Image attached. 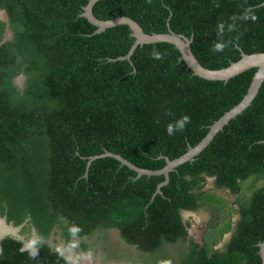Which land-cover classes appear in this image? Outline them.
Wrapping results in <instances>:
<instances>
[{
    "label": "trees",
    "instance_id": "1",
    "mask_svg": "<svg viewBox=\"0 0 264 264\" xmlns=\"http://www.w3.org/2000/svg\"><path fill=\"white\" fill-rule=\"evenodd\" d=\"M87 1L0 0L6 15L0 18V215L14 225L24 223L23 233L33 227L46 239L32 258L21 252L22 241L3 238L0 264H66L48 238L58 228L67 242L71 225L82 229L79 237L98 232V241L110 235L101 238L100 232L117 229L135 250L131 264H261L264 182L246 200L237 199L238 217L221 250L197 245L182 211L204 204L219 209L222 198L202 190L208 176L231 193L248 177L264 179V80L251 104L192 161L170 171L153 196L162 174L135 178L113 156L88 164L90 156L110 151L138 167H163L165 157L197 144L241 100L256 68L226 82L204 79L186 68L168 42L137 45L129 59H118L134 41L129 26L94 32L96 26L80 15ZM263 1L98 0L92 12L100 19L129 16L147 33L170 28L192 36L199 62L218 69L242 52H264ZM249 7L258 20H237L236 31L228 32L230 17ZM220 22L225 32L219 39L231 43L217 53L211 48ZM154 49L166 53L162 60L150 57ZM183 115L190 123L169 136L167 125ZM118 248L112 250L117 258Z\"/></svg>",
    "mask_w": 264,
    "mask_h": 264
},
{
    "label": "water",
    "instance_id": "2",
    "mask_svg": "<svg viewBox=\"0 0 264 264\" xmlns=\"http://www.w3.org/2000/svg\"><path fill=\"white\" fill-rule=\"evenodd\" d=\"M98 0H88L85 4L83 11L80 13L81 16L85 17L90 23L96 26L94 32H102L106 28L113 27L119 24H126L129 26L131 30V35L134 37V41L129 49V51L123 55L119 56L118 59H129L130 55L134 51L137 45H142L144 43H154V42H168L171 43L177 48L180 52L179 60H184L186 63V68L190 69L193 74L209 80H222L227 81L229 78L239 74L240 72L255 67L256 71L253 74L251 82L247 88L246 93L243 95L241 100L231 107L229 110L225 111L218 119H216L212 124L209 125V129L205 136L194 146H189L188 149L182 153L181 155L169 159L165 157V165L159 169H148L138 167L128 159L122 157L119 154L104 151L99 155L90 156L89 161L87 162L90 164V161L99 156H113L120 161L121 164L128 166L129 168L133 169L136 172L135 178L140 177L141 175H163V181L157 184L156 190L153 196L156 193H161V186L166 184L169 181V172L174 170L176 166L185 162V161H192L194 157L204 148L206 147L209 142L213 139L214 135L220 131L225 124L229 122L230 119L235 117L237 114L242 112L246 107H248L254 97L256 96L259 87L261 86L264 80V52H256V53H241V57L236 60L230 62L229 65L218 68L212 69L203 66L199 60L196 58L194 53L191 50L190 43L192 41V36L187 37L181 33H175L170 28L166 32H153L147 33L143 30L140 24L134 20L133 18L126 16V15H118L113 18L109 19H100L97 18L93 12L92 7L94 3ZM264 3V1H263ZM18 80L24 79L23 75L17 77ZM264 143V140H261ZM3 225L9 226L10 228H14L16 231L4 232L0 235V238L8 235H13L17 239L20 236L17 234V229L19 227H13L12 224L7 223L6 218H1ZM230 236V235H229ZM227 237V239L229 238ZM21 239V238H20ZM259 250L258 254L261 257V264H264V240L259 241L257 243Z\"/></svg>",
    "mask_w": 264,
    "mask_h": 264
},
{
    "label": "rangeland",
    "instance_id": "3",
    "mask_svg": "<svg viewBox=\"0 0 264 264\" xmlns=\"http://www.w3.org/2000/svg\"><path fill=\"white\" fill-rule=\"evenodd\" d=\"M0 18L5 19L6 15L3 11H0ZM6 37H10V33H6ZM24 79L16 80L19 85L23 83ZM264 182V179L259 176H251L246 180L240 182V190L238 193H231L227 188H220L214 184L213 177H206L202 185L203 191H209L222 198L221 203L219 204V209H215L211 205H201L196 211L191 212V215L185 214V220L188 221L189 225L187 226L189 237L197 243V245L202 246L206 245L208 250L212 249H222L223 244L225 243L227 237L231 234L230 227L232 228L235 225V221L238 217L237 208L238 202L237 199L246 200L249 195L258 187H260ZM3 218L2 215H0ZM25 224H20L17 229V234L25 243L28 239L37 236L36 230L31 227L28 233H23L22 229ZM16 227V225H12ZM229 226L228 230L226 228ZM119 231L115 228H110L105 232H100L99 236L103 238L107 235L106 240L98 241V232H94L92 236H83L80 238V245L75 250L77 253L91 250L93 253L94 264H131L129 260L130 254H135L132 246L124 242L120 236ZM216 239V241H214ZM214 241V242H213ZM48 242L52 248H55L56 245L65 243L66 240L59 232L58 228H55L51 235L48 238ZM102 242L111 245V249L114 250L118 248L119 256L117 258L116 254L112 250H106L102 247ZM81 243L86 245V248L81 246ZM187 245H183L186 249ZM167 249L172 253L177 254L175 249H172V246L168 245ZM125 253L128 255H121ZM68 255V253H66ZM131 257V256H130Z\"/></svg>",
    "mask_w": 264,
    "mask_h": 264
},
{
    "label": "clouds",
    "instance_id": "4",
    "mask_svg": "<svg viewBox=\"0 0 264 264\" xmlns=\"http://www.w3.org/2000/svg\"><path fill=\"white\" fill-rule=\"evenodd\" d=\"M147 2L151 3V0H147ZM215 6L219 7V4H216ZM230 20L232 22L227 25V31L234 32L236 31L237 20L256 22L258 17L255 14L254 9L249 7L245 8L239 16L234 15L230 17ZM224 32L225 24L223 22L218 23L216 25V36L218 39L212 43L211 51L217 53L223 52L225 48L229 46L231 41H223L222 39H219L223 36ZM235 39H238V37ZM165 55L166 53L155 49L150 53V57L157 61L162 60ZM188 123H190V116L183 115L179 119L167 125L166 133L169 136H172L176 132L183 131ZM67 231L69 234V240L55 246L53 250L56 254L64 259L66 264H94L93 253L91 250L79 253L75 251L80 245L79 234L82 232V229L79 226L71 225L68 227ZM45 243L46 239L43 236L37 235L28 239L20 250L21 252H27L30 257L35 258L39 253V247ZM66 253H68V255H66Z\"/></svg>",
    "mask_w": 264,
    "mask_h": 264
},
{
    "label": "flooded vegetation",
    "instance_id": "5",
    "mask_svg": "<svg viewBox=\"0 0 264 264\" xmlns=\"http://www.w3.org/2000/svg\"><path fill=\"white\" fill-rule=\"evenodd\" d=\"M213 179H214V177H213ZM191 212H193V211L183 210V211H182V217H183V220H185V217H186V216L184 215V213H185V214H189V215H191ZM184 216H185V217H184ZM3 217H5V216H3ZM7 223H9V222H7ZM9 224H12V223L10 222ZM12 225H14V224H12ZM19 225H20V224H19ZM19 225H18V226H19ZM4 227H5V228H8V232H10V231H14V230L9 229V226H5V225H3L2 222H1V223H0V234H2V233L5 232ZM13 227H14V226H13ZM16 227H17V225H16ZM233 227H234V226H233ZM233 227H232V228H233ZM7 236H10V237H12V238L17 239V238L14 237L13 235H11V234L8 235V234H7L6 236L0 238V243H1V240H2L3 238L7 237ZM17 240L22 241V239H20V238L17 239ZM226 240H227V239H226ZM23 244H24V243H23V241H22V247H23ZM48 244H49V242H48ZM49 245H50V244H49ZM50 247H51V246H50ZM53 249H54V248H53ZM0 250H1V245H0Z\"/></svg>",
    "mask_w": 264,
    "mask_h": 264
},
{
    "label": "bare ground",
    "instance_id": "6",
    "mask_svg": "<svg viewBox=\"0 0 264 264\" xmlns=\"http://www.w3.org/2000/svg\"><path fill=\"white\" fill-rule=\"evenodd\" d=\"M1 222H2V221H1V219H0V223H1ZM2 224H3V223H2ZM4 229H5V233L8 232V228H5V227H4ZM9 229L16 231V230H15L14 228H12V227H11V228L9 227ZM2 234H3V233H2ZM0 235H1V234H0Z\"/></svg>",
    "mask_w": 264,
    "mask_h": 264
}]
</instances>
